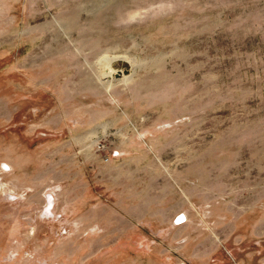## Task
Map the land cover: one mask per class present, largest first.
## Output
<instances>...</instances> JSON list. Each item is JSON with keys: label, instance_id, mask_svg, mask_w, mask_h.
Returning a JSON list of instances; mask_svg holds the SVG:
<instances>
[{"label": "rangeland", "instance_id": "1", "mask_svg": "<svg viewBox=\"0 0 264 264\" xmlns=\"http://www.w3.org/2000/svg\"><path fill=\"white\" fill-rule=\"evenodd\" d=\"M0 264H264V0H0Z\"/></svg>", "mask_w": 264, "mask_h": 264}, {"label": "bare ground", "instance_id": "2", "mask_svg": "<svg viewBox=\"0 0 264 264\" xmlns=\"http://www.w3.org/2000/svg\"><path fill=\"white\" fill-rule=\"evenodd\" d=\"M114 57H109V58H106L104 61H105V63H104V67H103V72H104V76L106 77V87L107 88H109L110 86H112L113 84H115V83H113L114 81L115 82H119V81H124V82H127L129 79H130V77L129 76H123L122 78H119V79H116V80H114V78L112 77V74L116 71L112 66H111V62L112 61H114ZM117 59H118V57H117ZM117 59H115V60H117ZM123 59H125V58H123ZM129 60V59H128ZM129 62H131V61H129ZM134 62V61H133ZM136 63V62H135ZM134 63V64H135ZM133 65V64H132ZM109 77H111V78H109ZM117 84V83H116ZM115 84V85H116ZM106 88V89H107ZM108 124V123H107ZM106 124H103L102 126H105ZM122 138H124L123 136H122ZM186 219V216L185 215H183V214H181L179 217H178V221L179 222H182V221H184ZM186 221V220H185ZM184 221V222H185Z\"/></svg>", "mask_w": 264, "mask_h": 264}, {"label": "water", "instance_id": "3", "mask_svg": "<svg viewBox=\"0 0 264 264\" xmlns=\"http://www.w3.org/2000/svg\"><path fill=\"white\" fill-rule=\"evenodd\" d=\"M181 214H182V213H181ZM181 214H179V215L176 216V218H175V220H174V222H175L176 224H179L178 217H179Z\"/></svg>", "mask_w": 264, "mask_h": 264}, {"label": "crops", "instance_id": "4", "mask_svg": "<svg viewBox=\"0 0 264 264\" xmlns=\"http://www.w3.org/2000/svg\"><path fill=\"white\" fill-rule=\"evenodd\" d=\"M183 213V212H182ZM175 219V218H174ZM176 224V223H175Z\"/></svg>", "mask_w": 264, "mask_h": 264}]
</instances>
